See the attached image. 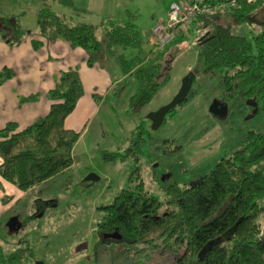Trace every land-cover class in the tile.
<instances>
[{
	"label": "trees",
	"instance_id": "obj_1",
	"mask_svg": "<svg viewBox=\"0 0 264 264\" xmlns=\"http://www.w3.org/2000/svg\"><path fill=\"white\" fill-rule=\"evenodd\" d=\"M46 1L71 9L76 15L85 12L76 7L75 0ZM261 3L234 13L201 18L209 32L198 42V61L204 74L212 77L220 73L226 98L255 100L264 111V33L249 39L233 33L231 26L221 22L230 16L238 24L250 23L251 13ZM20 22L19 16H0V40L10 46L21 45L27 32ZM37 24L44 37L54 33L71 47L84 49L89 55V66L108 54L114 55L117 47L142 49L141 32L131 23L120 26L108 22L104 39H100L98 26L73 24L46 4L37 15ZM34 46L38 49L41 44ZM145 61L146 58L140 57L132 60L119 57L124 74L135 68L139 81L138 91L129 99L131 112H143L161 87L158 79L162 64L143 66ZM14 76V72L3 70L0 85ZM83 96L78 71L65 72L47 95L52 106L46 117L23 131H18L15 123H8L0 131L2 179L27 192L73 167V152L81 134L67 130L65 122ZM195 96L191 91L186 102L170 114ZM38 99L31 96L22 99L21 104ZM143 129L142 126L138 129L140 136L144 135ZM134 146L125 155L104 151L102 160L116 162L133 155L140 161L141 147L138 143ZM163 191V201L150 195L137 167L127 187L113 203L102 208L104 216L98 224V235L103 244L116 242L128 256L132 251L134 255L146 249L160 251L169 264H264V236L258 222L264 212L259 204L264 197V133L250 132L242 148L220 159L196 184L181 187L172 183ZM9 202L6 199L3 203ZM37 213L22 220L23 230L33 225ZM111 234L120 239L105 238ZM33 254L30 245L20 242L15 250L0 254V264H33Z\"/></svg>",
	"mask_w": 264,
	"mask_h": 264
},
{
	"label": "rangeland",
	"instance_id": "obj_2",
	"mask_svg": "<svg viewBox=\"0 0 264 264\" xmlns=\"http://www.w3.org/2000/svg\"><path fill=\"white\" fill-rule=\"evenodd\" d=\"M22 1L34 9L32 4L35 0ZM174 1L179 2L121 0L123 8L117 10L120 14L106 17L116 21L123 16L126 22L139 29L147 42L146 34L157 24L167 22L169 7ZM13 5L18 8L15 3ZM57 8L55 12L68 14V8ZM102 19L97 22L98 25ZM221 22L231 26L233 33L249 39L264 33V0L251 13L250 23L238 24L230 16H225ZM189 30L178 34L176 41L161 52L155 51V45L145 44L147 66L162 64L158 94L143 112L127 113L129 98L139 87L136 78L128 79L125 91L114 95L118 100L117 111L109 116L108 122L104 121L105 127L112 133L124 126V132L129 137L128 143L117 142L124 146L116 152L125 155L131 146L135 148L134 145L138 143L142 151L140 161L131 155L127 159L107 163L100 155L88 156L82 145L75 148L74 169L60 174L54 182L43 187L44 190L42 187L34 190L30 203L5 220L4 225H7L11 241V246L7 245L9 251L15 250L19 242H26L34 252L33 264L170 263L160 251L146 249L136 255L132 251L128 256L116 242L103 244L102 237L98 235V224L104 216L102 208L113 203L117 194L127 187L130 175L137 167L140 168L146 191L163 201L165 187L172 183H178L181 187L195 184L220 159L242 148L250 132L264 133V111L259 104L244 102L239 98H226L220 73L212 77L203 73L202 63L198 61V42L209 32L208 27L195 23ZM98 36L104 39L102 29L98 31ZM117 50L128 59L139 55L138 50L131 48ZM192 70L198 71L192 88L196 93L195 98L169 114L164 124L153 131L149 115L173 100L183 79ZM215 103L226 105L225 119L210 112ZM139 126L144 128L143 136L138 134ZM104 146L105 143L102 144ZM259 204L264 208V197ZM36 211L38 213L33 225L23 230L22 220ZM258 222L264 236V212Z\"/></svg>",
	"mask_w": 264,
	"mask_h": 264
},
{
	"label": "crops",
	"instance_id": "obj_3",
	"mask_svg": "<svg viewBox=\"0 0 264 264\" xmlns=\"http://www.w3.org/2000/svg\"><path fill=\"white\" fill-rule=\"evenodd\" d=\"M262 1L258 0L257 3ZM13 3L18 8H15ZM46 4L50 5L54 12L57 7H62L58 3L35 0V3L32 4L33 9L29 8L30 5L26 6L22 0H0V16H19L21 18L20 23L27 32L22 44L19 46H10L5 41L0 40V73L5 69L15 73L12 79L0 85V131L8 123L17 124L18 131H23L46 117L52 106V102L47 95L56 88L63 73L77 70L84 87V96L78 101L76 109L65 122L67 130L81 134L75 148L82 145L88 156L97 154L101 158L104 151H119L124 145H118L117 142L128 143L129 141V137L124 132V126L112 133L105 127L104 121L108 122L109 116L114 115L117 111L118 100L114 98V95L122 90L125 91L127 80L136 78V70L133 68L128 74H124L119 57H126V55L120 54L117 50L121 47L115 49L114 55L108 54L94 66H89V55L84 49L71 47L70 44L54 33H51L47 38L41 35L38 29L37 15ZM75 5L78 9L85 10V12L76 15L73 10L69 9L67 15L65 12L55 13L66 16L65 18L73 24H93L104 32L108 22L120 26L129 24L123 16L116 21H112V17H106L120 14L117 10L123 8L121 0H75ZM57 9L63 11L61 8ZM103 17L104 19H102ZM101 19L103 21L98 25L97 22ZM197 23L203 26L200 20ZM152 29L145 36L148 39L147 42L141 34L142 49H135L139 51V55L136 57L146 58L147 53H144L146 43L153 47ZM137 30L139 29L137 28ZM36 43L41 44V47L35 48ZM162 55L164 53L159 56ZM126 59L132 60L127 57ZM145 65H147L146 61L143 63V66ZM31 96H38L39 99L35 102L21 104L22 99ZM94 96H99L100 99L96 100ZM130 112L128 101L127 113ZM103 115L105 116L104 119L102 118ZM103 143L106 146L102 147ZM2 164L3 160L0 157V166ZM74 165L70 170L61 174L71 172ZM58 176L27 192L19 190L0 176V254L9 251L8 244L11 246L8 228L7 225H4L5 220L12 215H16L17 212L23 209V206L30 203V200L33 199L31 193L34 190L54 182ZM6 199H10L8 204L3 203Z\"/></svg>",
	"mask_w": 264,
	"mask_h": 264
},
{
	"label": "built area",
	"instance_id": "obj_4",
	"mask_svg": "<svg viewBox=\"0 0 264 264\" xmlns=\"http://www.w3.org/2000/svg\"><path fill=\"white\" fill-rule=\"evenodd\" d=\"M258 0H180L170 6L168 20L152 29V44L161 52L176 41L178 34L187 33L189 27L201 18L214 14L234 13Z\"/></svg>",
	"mask_w": 264,
	"mask_h": 264
},
{
	"label": "water",
	"instance_id": "obj_5",
	"mask_svg": "<svg viewBox=\"0 0 264 264\" xmlns=\"http://www.w3.org/2000/svg\"><path fill=\"white\" fill-rule=\"evenodd\" d=\"M197 73H198L197 70H192L183 79L182 86H181L179 92L173 98V100L168 105L162 107L158 111L153 112V113H151L149 115V119L152 122V129H153V131H157L164 124L167 116L173 110L177 109V107H179L181 104H183L184 102H186V100L189 97V94L192 91L193 84H194V82L196 80ZM251 103H257V102L254 100ZM210 112L214 116H217V117H219L221 119H225V117L227 115V107L224 104L215 103L211 107ZM105 238H109V239H120V236H118L117 234H111V235H106ZM35 264H43V263L37 262Z\"/></svg>",
	"mask_w": 264,
	"mask_h": 264
}]
</instances>
